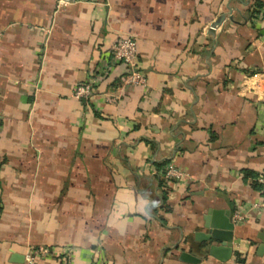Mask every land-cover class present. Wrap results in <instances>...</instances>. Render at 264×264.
<instances>
[{"label": "crops", "instance_id": "1", "mask_svg": "<svg viewBox=\"0 0 264 264\" xmlns=\"http://www.w3.org/2000/svg\"><path fill=\"white\" fill-rule=\"evenodd\" d=\"M264 0H0V264H264ZM223 20L218 34L204 27ZM138 44L145 85L109 46ZM92 82L89 101L72 97ZM172 162L183 176L162 175ZM164 179L165 183H162ZM171 189L167 191L166 189ZM232 256L205 253L209 208ZM249 208V209H248ZM14 255H17L16 259ZM62 254L38 264H66Z\"/></svg>", "mask_w": 264, "mask_h": 264}, {"label": "built area", "instance_id": "2", "mask_svg": "<svg viewBox=\"0 0 264 264\" xmlns=\"http://www.w3.org/2000/svg\"><path fill=\"white\" fill-rule=\"evenodd\" d=\"M74 0H54V11L58 12L65 9L68 5L73 3ZM256 19L264 20V11H260L255 15ZM223 29V20L212 21L204 27L205 32L218 34ZM107 56L110 63H122L125 66L122 83L125 85H145L146 78L144 73L136 66L137 64V44L133 37L128 35L119 36L108 48ZM72 97L89 101L93 96V83L92 82H79L77 83L71 93ZM162 175L168 180H178L183 176L180 171L172 162L168 163ZM257 183L261 186L263 197L255 202L250 203L249 208L261 210L264 208V174H260L256 178ZM248 208V209H249ZM247 219V214L244 206L236 207L231 215L233 224H240ZM65 256V263L70 264L71 253L68 249L57 251L55 249L38 246L36 248H29L24 253V264H38L40 257H47L56 254Z\"/></svg>", "mask_w": 264, "mask_h": 264}, {"label": "water", "instance_id": "3", "mask_svg": "<svg viewBox=\"0 0 264 264\" xmlns=\"http://www.w3.org/2000/svg\"><path fill=\"white\" fill-rule=\"evenodd\" d=\"M204 227L207 228V233L198 239L207 242L204 247L205 253L221 262L229 260L232 256L234 235V224L230 219L229 212L209 208L204 217ZM262 241L259 253L264 249V237H262ZM14 257L16 259L21 258L17 255ZM179 260L190 264H196L200 261L198 257L188 251H182Z\"/></svg>", "mask_w": 264, "mask_h": 264}, {"label": "trees", "instance_id": "4", "mask_svg": "<svg viewBox=\"0 0 264 264\" xmlns=\"http://www.w3.org/2000/svg\"><path fill=\"white\" fill-rule=\"evenodd\" d=\"M135 40V39H134ZM136 41V40H135ZM136 44H137V42H136ZM137 56H138V44H137ZM165 180L164 179H162V183L161 184H164L165 182H164ZM171 188L170 187H168L166 190L167 191H169Z\"/></svg>", "mask_w": 264, "mask_h": 264}]
</instances>
